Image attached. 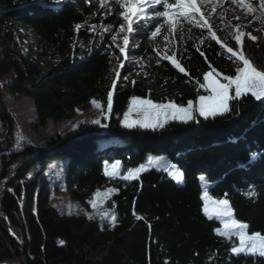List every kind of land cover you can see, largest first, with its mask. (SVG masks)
<instances>
[{"label":"trees","instance_id":"obj_1","mask_svg":"<svg viewBox=\"0 0 264 264\" xmlns=\"http://www.w3.org/2000/svg\"><path fill=\"white\" fill-rule=\"evenodd\" d=\"M119 11L115 0L105 7L101 0H0L1 88L30 99L34 129L68 119L93 99L106 112L107 93L113 92L112 111L101 119L107 127L88 125L42 143H15L11 117H0L6 130L0 140V264H264L259 256L231 254L238 241L215 233L219 222L204 214L200 199L205 189L214 199H228L236 219L250 232L264 233V103L249 94L231 102L230 114L215 119L196 114L187 124L169 121L155 131L122 127L132 97L167 100L149 85H193L172 100L186 105L208 94L197 81L209 65L221 76L235 75L238 65L215 41L201 43L206 30L185 23L182 34L170 35L166 45L164 35L149 38L156 23L150 21L129 35L127 60L133 66L124 63L119 71L122 56L112 41L123 23ZM19 31L30 37L24 47ZM249 41L252 56L253 48L264 56V46ZM154 49L175 53L188 75L167 60L157 63ZM49 62L53 66L44 72ZM253 152L259 155L250 161ZM149 155L174 162L184 173L182 182L155 168L139 179H123ZM50 161H61L59 173L45 167ZM116 161L115 177L105 175L106 162L109 171ZM249 185L257 193L251 198L245 195ZM106 186L115 191L101 210L115 214V226L88 218V199ZM58 188L84 212L62 216L50 203Z\"/></svg>","mask_w":264,"mask_h":264},{"label":"snow or ice","instance_id":"obj_2","mask_svg":"<svg viewBox=\"0 0 264 264\" xmlns=\"http://www.w3.org/2000/svg\"><path fill=\"white\" fill-rule=\"evenodd\" d=\"M110 0H101V7H105ZM115 3L121 9L119 16L122 18L123 23L119 26V31L124 33L123 35V47L117 43V47L122 55L126 56L127 48L129 47V34L137 31V25L144 27L148 26L150 21H156L151 32L150 39H155L158 36L164 35L165 44L169 43L168 37L177 31L182 34L183 25L187 23L194 28L207 31V37L201 36V43L206 40L215 41L223 50L225 55H228L229 59H232L238 66L236 67L235 75H223L218 72L211 65L210 71L204 72L203 81H197L199 88L204 89L209 95H198L197 101L194 103L192 100L187 102V105H177L174 102L167 104H155L148 99H140L132 97L130 101L129 111L124 113V118L121 120V124L124 128L132 129L137 126L142 129H151L153 131L164 128L169 121H176L181 124H187L196 118V114L203 117L205 120L212 118L215 119L226 114H230L232 111L231 102L239 100L244 96L251 95L255 100L264 103V70H259L246 57L243 51V38L247 36L249 40L256 41L259 37L252 35L250 32L242 30V25L237 24L234 26V31L229 35L235 40V46H228L225 42L216 35L213 31V26L209 23L207 14L202 11L205 6V0H115ZM232 3L239 4L240 7L245 9L247 15H251L256 19H259L264 24V0H259V8H257L252 0H232ZM161 6V9H157L156 6ZM151 9V12L149 11ZM257 13H259L257 15ZM77 29L80 25L76 26ZM94 27V26H93ZM107 31V29H105ZM164 30V31H162ZM165 31L168 35H165ZM113 41L117 40V37L113 35ZM155 50V49H154ZM159 60H167L171 63L172 67L179 72L188 75L185 69L181 66L180 62L175 59V53L161 54L160 50H155ZM197 51H200L199 48ZM202 56L205 54L200 53ZM119 75V73H117ZM219 78V79H218ZM221 79L223 82H221ZM115 85V81L113 82ZM230 91L234 92V95H230ZM107 111H112L113 92L107 93ZM91 104L101 110V115L107 119V115L104 112L101 104L95 99L90 101ZM132 105H139L140 111L144 113V119L132 120L129 119V113L132 111ZM91 124L99 127H107V125L101 123L100 119H94ZM76 127V125H73ZM23 137H18V140ZM258 153H250L248 159L250 161L255 160L258 157ZM112 172L108 171V165L106 162L105 175H115L120 167V162L116 161L112 165ZM150 168L156 170H162L166 172L177 183L182 182L184 173L179 167L171 160H166L162 157H153L149 155L146 157L145 162L135 168H128L126 173L123 174L124 180L139 179L140 174L148 171ZM202 181L206 183L205 177H200ZM115 189H111L104 193H96L95 197L89 203L91 206L97 208V198L101 202L110 198V192H114ZM255 188L253 185H249V190L245 193L248 197L256 196ZM200 199L203 201V212L209 219L215 217L220 221L221 227L214 229L215 233L222 237L232 240L235 238L238 243H234L230 249V252L234 256H259L264 258V233L250 232L249 225L246 222L239 221L234 217V211L228 201V199H214L209 195V192L205 189L202 192ZM87 214V213H86ZM100 219L102 221L109 220L113 226L117 217L111 210L99 212ZM88 218L92 219V215L88 214ZM137 219L141 217L137 216ZM150 226V225H149ZM63 243V242H61Z\"/></svg>","mask_w":264,"mask_h":264},{"label":"rangeland","instance_id":"obj_3","mask_svg":"<svg viewBox=\"0 0 264 264\" xmlns=\"http://www.w3.org/2000/svg\"><path fill=\"white\" fill-rule=\"evenodd\" d=\"M252 3L257 8H259L258 0H252ZM160 7L161 6L158 5V8ZM149 11H151V9ZM202 11L207 14L209 23L213 26V31L216 32L217 35H220L222 37L223 42L227 43L228 46L236 47L233 44L234 39H232L229 33L234 31V26L237 24L242 25L243 31L250 32L251 34L259 37V39L256 40L257 45H255L254 47L264 46V35H263L264 24H262L259 19H256L251 15H247L245 9L240 7L239 4L232 3V0H205V6L202 8ZM258 14L259 13H257V15ZM114 35L117 37V40L114 42L112 39L113 44L117 46V43H119V45L123 47L124 33L118 31ZM19 36L21 37L20 45L24 47L27 44V42L30 40V37L23 34L21 31H19ZM251 46L253 45L250 43L247 36H245L243 38L242 47H243V51L246 57L249 58L251 62L254 64V66H256L259 70H264V56L260 55L258 50H256V48H253V50L255 49L256 51V55L255 57H253L252 56L253 54L250 52ZM121 56H122L121 58V61H122L123 55L121 54ZM124 63H126V65L130 67L133 65L132 60L124 59ZM52 64H53L52 62L44 64L42 68L43 71L44 72L49 71L50 68L53 66ZM148 88L154 93L160 95L162 98L164 97L165 99H167L165 102H158V101H154L151 99H148V100H151L155 104H167L169 102H173L172 100L174 98H177L193 90L194 86L189 85V84H183L178 87L161 86L157 88L152 85H149ZM209 94L210 93L206 95H209ZM230 95H234V92L230 91ZM140 99H147V98H140ZM197 99L194 101V103L197 101ZM96 101L100 103V101L98 100ZM130 101H129V104L125 112L129 111ZM140 107L141 106L139 105H132V111L129 113V119H132V120L144 119V113L139 110ZM107 113L108 111L105 112L106 115ZM124 113L122 115L121 120H123L124 118ZM4 114L11 117L12 119L13 124L12 126H10L11 127V137L15 140L14 142L17 144L18 143L19 144L21 143H30V144L42 143V141L47 137H53L56 134H63V133L79 131L80 127L84 128V127H87L88 125H93L91 124L92 120L94 119L101 120L102 117H104L101 115V110L99 108L94 107L91 104V102H89L87 106L75 108L72 114L69 116V118L64 121L53 122L51 120H48L45 126L34 129L31 125L34 120L35 113H34L33 107L31 106L30 99L24 96H19V97L10 96L8 93L2 90L1 82H0V117ZM73 125H76V127H73ZM137 128H140V127L137 126ZM5 136H6V130L1 125V121H0V140L4 139ZM18 137H23V139L18 140ZM19 163H20V160L19 162L17 161V163L12 165L11 170L13 169L15 165L17 168ZM61 166H62L61 161L60 162L50 161L45 167L48 169L58 168L56 170L57 171L56 173H59L58 170L59 168L61 169ZM109 172H112V170H110ZM56 176H59V175L56 174ZM174 181L177 183L176 180ZM180 183H177V184H180ZM109 190L111 189L108 186L103 187L100 190H97L88 199V202L96 198L95 197L96 193L98 192L104 193ZM52 191L53 192H51V195H50V203L53 206L62 210L61 211L62 216H69L72 214H79V213L84 212V206L73 203V201L69 199L65 191L60 190L59 188L57 189V191L55 190H52ZM102 203L103 202H101L99 198H97V208L96 209H94L89 203V206H88L89 210L87 213L92 215V217H98L100 219L99 212H102L101 210ZM216 220L219 222V225H220L219 227H221L220 221L218 219Z\"/></svg>","mask_w":264,"mask_h":264},{"label":"water","instance_id":"obj_4","mask_svg":"<svg viewBox=\"0 0 264 264\" xmlns=\"http://www.w3.org/2000/svg\"><path fill=\"white\" fill-rule=\"evenodd\" d=\"M15 168H16V165L13 167L12 171L15 170ZM9 235H11V234L9 233ZM17 243H18L19 247L22 249V245L18 241H17Z\"/></svg>","mask_w":264,"mask_h":264}]
</instances>
